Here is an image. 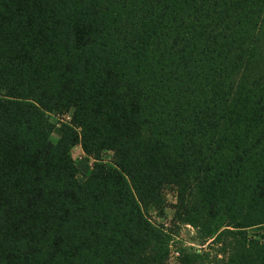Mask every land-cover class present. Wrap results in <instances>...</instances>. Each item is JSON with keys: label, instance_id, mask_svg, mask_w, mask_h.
Returning <instances> with one entry per match:
<instances>
[{"label": "trees", "instance_id": "obj_1", "mask_svg": "<svg viewBox=\"0 0 264 264\" xmlns=\"http://www.w3.org/2000/svg\"><path fill=\"white\" fill-rule=\"evenodd\" d=\"M259 227L264 0H0V264H264Z\"/></svg>", "mask_w": 264, "mask_h": 264}, {"label": "rangeland", "instance_id": "obj_2", "mask_svg": "<svg viewBox=\"0 0 264 264\" xmlns=\"http://www.w3.org/2000/svg\"><path fill=\"white\" fill-rule=\"evenodd\" d=\"M72 111L66 114L62 113H52L49 115L50 121L54 124V133L53 138H59L61 135L64 126L70 123L72 118ZM71 155L74 161V166L76 172H74L73 176L77 178L79 181L83 182L85 178L90 174L92 166L97 160L92 157L87 156L80 145H76L72 151ZM101 161L107 164L108 166H113V153L111 151H106L102 154ZM164 194L167 200V207L162 213L157 212L154 208H149L146 212L148 219L157 227L164 229L167 234H170L171 238L174 241V246L180 247V245L184 246H194L195 249L199 251L209 252L211 257L216 255V251L211 250V241L206 243L205 245H201L199 242H192L191 236L196 235V230H193L191 226H188L189 229H183L182 225L174 221L175 220V207L177 205V193L173 187H167L164 190ZM179 233V237L177 236ZM195 233V234H194ZM249 236L260 239L264 242V227L253 228L248 230ZM195 238V237H194ZM181 241V242H180ZM180 242V243H179ZM176 247H173L175 250ZM216 249V248H215ZM174 264L175 261L171 260ZM171 263V264H172Z\"/></svg>", "mask_w": 264, "mask_h": 264}, {"label": "built area", "instance_id": "obj_3", "mask_svg": "<svg viewBox=\"0 0 264 264\" xmlns=\"http://www.w3.org/2000/svg\"><path fill=\"white\" fill-rule=\"evenodd\" d=\"M178 257H179V252H178V250H177V249L174 250V249L172 248V250H171V254H170V263H172L171 260H174V261H175L174 264H176ZM172 264H173V263H172Z\"/></svg>", "mask_w": 264, "mask_h": 264}]
</instances>
